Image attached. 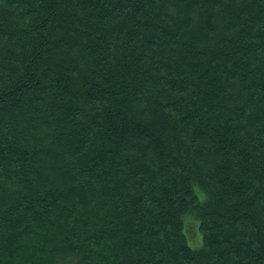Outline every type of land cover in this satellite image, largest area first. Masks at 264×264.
Returning <instances> with one entry per match:
<instances>
[{
  "label": "trees",
  "instance_id": "16d2710c",
  "mask_svg": "<svg viewBox=\"0 0 264 264\" xmlns=\"http://www.w3.org/2000/svg\"><path fill=\"white\" fill-rule=\"evenodd\" d=\"M0 264H264V0H0Z\"/></svg>",
  "mask_w": 264,
  "mask_h": 264
},
{
  "label": "rangeland",
  "instance_id": "374dc122",
  "mask_svg": "<svg viewBox=\"0 0 264 264\" xmlns=\"http://www.w3.org/2000/svg\"><path fill=\"white\" fill-rule=\"evenodd\" d=\"M191 229H192V225H191ZM189 245L194 249H200L202 247V238H201L200 230H198L197 238L195 240L193 239L189 240Z\"/></svg>",
  "mask_w": 264,
  "mask_h": 264
}]
</instances>
